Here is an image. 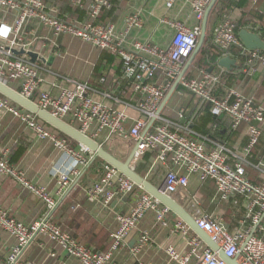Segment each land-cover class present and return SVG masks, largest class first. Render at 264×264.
Listing matches in <instances>:
<instances>
[{
    "label": "built area",
    "instance_id": "obj_1",
    "mask_svg": "<svg viewBox=\"0 0 264 264\" xmlns=\"http://www.w3.org/2000/svg\"><path fill=\"white\" fill-rule=\"evenodd\" d=\"M71 4L85 14L82 21H67L60 15V9L49 5L46 0H0V81L9 85L18 83V92L36 103L40 109L54 117L66 121L82 134L98 142L102 137L107 143L118 139L130 141L137 146L136 162L148 152L156 154L155 161L170 164L183 171L167 173L161 192L169 197L184 193L189 186V177L197 176L201 181L215 183L221 200L228 201L234 196H241L248 201L250 210L258 209L253 222L258 225L261 237L250 231L231 234L228 229L213 217L198 210L195 220L198 226L224 250L229 258L239 264H264V164L260 166L262 181L253 183L247 176L242 160L229 164V151L223 144L210 141L199 142L185 133L186 128L172 119L158 115L161 103L180 77L192 56L201 35V22L208 6L213 0H164V8L173 10L185 3H190L191 11L198 23L187 25L181 20L166 16L158 19V24L172 30V37L167 45L146 40H131L135 31L144 27L140 10L127 14L122 25L102 23L101 16L113 7L111 0H70ZM148 5L151 0H140ZM257 4L259 0H251ZM264 23V17H263ZM39 24L54 37L71 35L77 37L101 51L122 60V74L119 79L107 81L101 78L94 86L89 81H79L55 72L48 66L47 56L32 48L42 37H37L29 28ZM213 44L224 55L232 52L243 58V72L255 75L264 72V51L248 50L237 35V26L228 13H224L214 26ZM46 41L48 42L49 39ZM51 55L59 53V45L49 42ZM45 50L48 44H44ZM29 53L37 55L33 62ZM203 72L199 78H187L180 81L179 96L193 95L202 105L209 107L215 117H227L231 128L237 129L243 124L249 126V143L244 152L250 155L257 147L264 131V107L256 105L236 89H230L222 96L216 89L222 84L227 73ZM46 76L52 78V91L42 92ZM121 83L134 93L133 102L125 103L118 96ZM110 102L111 104H108ZM118 105H124L119 109ZM135 113V116L131 114ZM0 113L11 114L20 120L37 139H49L74 165L59 172L60 197L69 189L72 178L78 176L79 167L89 164L95 155L85 146L79 150L70 147L68 140L48 127L36 115L21 108L10 99L0 95ZM179 120L185 118L184 109L176 112ZM155 119L151 131L143 136L150 121ZM99 143V142H98ZM103 145L102 143H100ZM10 150L0 151V174L13 178L27 191L42 201L48 213L57 207V200L45 188H40L28 181L25 175L9 162ZM89 155V159L84 157ZM135 162V163H136ZM133 181L122 175L109 164L104 166V174L86 189L90 200L109 209L118 195L134 190ZM130 214L117 215V229L111 235V245L104 252L94 251L79 242L67 231L47 216L27 224L11 217L9 211L0 207V227L12 233L16 242L6 259L0 264H30L22 260L25 251L41 235L48 236L58 243L65 253L74 256L81 264H110L114 253L127 243L130 232L149 211L157 214V221L166 225L172 212L143 188ZM176 233L183 235L189 246L186 254H180L174 248L166 249L172 264H189L196 258L197 264H226L219 254L210 249L189 226L178 218L175 223ZM154 240L148 233L141 235V243L151 244Z\"/></svg>",
    "mask_w": 264,
    "mask_h": 264
},
{
    "label": "crops",
    "instance_id": "obj_2",
    "mask_svg": "<svg viewBox=\"0 0 264 264\" xmlns=\"http://www.w3.org/2000/svg\"><path fill=\"white\" fill-rule=\"evenodd\" d=\"M46 2L51 6L58 7L61 17L67 21H82L85 18V14L76 9L70 0H46ZM189 4L188 2L175 8V12L165 11L159 14L157 8L154 9L153 6L143 5L140 0H134V7L131 9L132 11L140 10L145 24L143 29L131 34V40L150 39L159 45H167L172 37V30L166 26L159 25L158 19L166 16L170 19L181 20L190 26L195 25L198 21L194 15L186 17L183 12ZM161 8H164V0H162ZM110 11H106L103 15ZM116 12L105 21H102V15L100 22L116 23L118 26L122 25V21L126 15L120 17ZM225 13H228L233 20L244 23L245 28L243 29L258 35L264 40V0H259L257 4H253L251 0H248L246 8H231V10H227ZM220 18L221 16L216 19L210 31L208 28V32L211 34L212 49L219 53L216 65H211L212 52H209L204 57L203 62L205 65L199 71V74L207 71L209 67V72L217 73L220 70H226L233 73L237 77L233 81V87H236L245 97L253 98L260 106L264 107V73H257L252 77L241 74V58L234 52L224 55L213 44L212 32ZM29 30L33 31L37 37H42V40L35 42L32 49L43 56H47L48 66L55 72L79 81H89L94 86L99 84L101 78L98 81H92L91 78L101 54L107 52L101 51L93 45L71 35L54 37L39 24H35ZM239 33L237 31L238 37ZM46 39H49V41L47 42ZM50 41L59 45L58 49L60 51L56 56L51 55L52 48L49 44ZM44 44H48L46 50ZM226 57H230L231 60L236 61L235 67L231 71L218 66V62ZM115 60V64L110 66L106 75L102 77L107 81H114L121 77L122 60L118 57H115ZM187 74H193L191 67L187 71ZM51 81L52 78L46 76V82L41 87L42 92L52 91L55 94L58 93L57 90H52ZM10 85L12 84L10 83ZM15 87L19 88L18 83H15ZM117 88H119L118 96L125 103H134V93L127 87L126 83H121ZM174 96L178 97L181 103L178 104L177 108L172 109L174 101L171 99ZM182 96H179L178 87L160 115L170 118L186 128L187 131L185 133L190 138L207 143L208 145L211 144L210 141L223 144L229 151V164L242 160L248 178L253 183L261 182L262 176L259 168L264 164V133L257 147L250 155H246L244 152L245 147L249 143V126L246 124L237 129H232L229 118L221 117L216 124L213 125L211 123L209 125V130L214 134L217 132L221 133L223 137L220 140L201 135L194 130V123L202 115L203 109L206 106L202 105L191 94H184ZM108 104L111 103L108 102ZM118 108L124 109L125 106L118 105ZM180 109H184L185 111V118L183 120H179L176 114ZM131 114L135 116V113L131 112ZM66 121L70 122V119H66ZM154 124L149 128V132ZM48 127L54 130L51 126L48 125ZM226 128H230L228 132H226ZM99 140L98 142L102 143L103 146L106 144L103 138L101 141ZM17 146L24 147L27 150L21 160L15 164L11 162L10 158L13 148ZM4 148L10 150L9 162L11 165L18 168L33 185L45 188L57 200V207L53 212L48 213L45 204L36 196L27 191L13 178L0 174L1 208L9 211L11 217L27 224L33 223L49 214L56 224L86 247L98 252H104L109 249L112 242L111 235L117 229L116 217L117 215L130 214L132 212L135 202L141 194L139 189H136L132 195H129V193L118 195L111 207L105 209L98 202L90 200L86 195L88 186L97 182L103 176L105 165L97 167L94 170L93 176H88V167L84 170H81V167H79L78 176L72 178L69 189L60 197L57 195L59 172L72 167L74 165L73 159L68 158L60 149L55 147L51 140L37 139L26 125L13 115H3L0 113V151ZM76 149L79 150V144ZM154 156L150 159L148 170L143 171V174H145L144 177L147 179L156 170L155 175H153L154 177L150 181L155 186L162 187L167 173L171 170L185 174L170 164L157 163L155 161L156 154ZM90 163L88 166L91 165ZM173 199L184 206L194 218L198 214V210L195 213L192 211L191 205L194 203L193 201L204 199V201L208 202V206L203 209V213L221 222L231 234L250 231L254 236L261 237L258 225H255L253 222V217L258 213V209L254 208L251 211L248 201L241 196H234L228 201L221 200L215 183L211 180L201 181L197 176L192 175L189 177V186L186 192L175 195ZM177 221L178 218L172 214L167 219V224L164 225L157 221V214L154 211L147 212L138 223V226L130 232L126 245L114 253L110 264H172L166 254L167 248L172 247L180 254H186L189 251L186 239L183 235L176 233L175 223ZM261 223L264 224V218ZM143 233L150 234L154 242L151 244L141 243V235ZM15 242L16 240L12 233L0 227V259H6ZM22 260L30 264H81L74 256L65 253L58 243L46 235L36 238L34 243L23 254ZM197 260L196 258H192L189 264H197Z\"/></svg>",
    "mask_w": 264,
    "mask_h": 264
},
{
    "label": "water",
    "instance_id": "obj_3",
    "mask_svg": "<svg viewBox=\"0 0 264 264\" xmlns=\"http://www.w3.org/2000/svg\"><path fill=\"white\" fill-rule=\"evenodd\" d=\"M218 0H213L211 4L208 6L204 18L202 20V26H201V35L198 40L197 46L188 60L184 71L180 75V77L176 80L174 86L170 90V92L165 97L162 106L160 110L158 111V115L163 111L164 107L167 105V103L170 101L174 93L177 91L180 81L186 76L187 71L192 66L195 58L197 55L201 52L206 39L208 37V27H209V19L210 15L217 4ZM240 40L244 44V46L248 50H264V40H262L258 35L247 31L246 29H243L239 33ZM29 55L32 58V61L34 62L36 60L37 55L34 53H29ZM236 61L231 60L230 57L223 58L218 62V66L225 68L229 71L233 70L235 67ZM0 95L10 99L15 104L20 106L21 108L29 111L30 113H33L36 115L40 120H42L47 125L51 126L55 130H58L60 133L68 136L72 140L76 141L79 145L85 146L88 148L94 155L95 158L102 159L105 163L111 165L116 170H118L122 175L126 176L128 179L134 182L135 188L132 192L129 193V195L134 194L136 189L138 187L143 188V190L150 195H152L154 198L159 200L162 205L167 207L174 217L181 219L183 222H185L189 228L195 232L196 235H198L205 244L212 249L213 251L217 252L220 256V258L226 263V264H239V262L236 259L229 258L225 255V252L223 249H221L217 243H215L208 235L205 233L197 224L195 218L188 212V210L182 206L179 202L174 200L172 197H169L167 195H164L161 192V186H155L150 181H148L144 176L140 175L136 171V153H137V146H134L132 152L125 160H121L117 158L115 155L107 151L103 145L96 142L95 140L91 139L90 137L82 134L77 128L70 125L66 121H63L61 119H58L51 115L49 112L42 110L39 108V106L34 103L33 101L25 98L22 96L17 90L13 89L9 85L3 83L0 81ZM155 119H152L150 122V125L148 129L143 133V136L146 135L149 128L154 124ZM253 235V234H252Z\"/></svg>",
    "mask_w": 264,
    "mask_h": 264
},
{
    "label": "trees",
    "instance_id": "obj_4",
    "mask_svg": "<svg viewBox=\"0 0 264 264\" xmlns=\"http://www.w3.org/2000/svg\"><path fill=\"white\" fill-rule=\"evenodd\" d=\"M111 1L113 4V8L110 12L103 15L102 21H105L108 18L112 17L116 11L115 3L117 2V0H111ZM247 4H248V0H218V2L215 5L211 14L213 15L215 13L217 16V19H218L220 16L224 15V13L227 10H231V8L244 9V8H246ZM233 21L235 22V24L237 26L238 32H240L243 28H245V24L242 23L241 21H237V20L236 21L233 20ZM209 52H212V61H211L212 64L211 65L215 66L219 53L217 51L216 52L213 51V49H212L210 32H208V37L206 39V42H205L201 52L199 53L198 57L194 60L192 66H191V70L193 71V74L192 75L187 74L186 75L187 78H199V76L202 75V73H200L201 75L199 74V71H201L202 67L205 65V63L203 62L204 57ZM243 60H244L243 58L240 60L241 61L240 62V71H241L240 73L245 74L249 77L254 76V75H248V74L243 72V65H242ZM115 62H116V60H115L114 56H112L108 53H102L97 65L94 69L91 80L92 81H98L100 78L105 76L106 72L109 70L110 66L114 65ZM261 72H263V71H260L259 73H261ZM196 74H198L199 76L196 77L195 76ZM236 79H237V77L233 73L227 72L222 78V84L219 87H217L216 94L218 96H222L223 94H225L226 91H228L230 89H236L237 91H239L236 87H233V83H234L233 81ZM11 84L13 86L10 85V87L19 91L18 88L15 87L14 82H11ZM246 98L252 100L256 105H259L253 98H248V97H246ZM203 110L204 111H203L202 115H200L197 122L195 121V123H194V130L201 135L211 137L212 139L220 140L223 137V136H221V133L217 132L216 134H214L212 131L209 130V125L211 123L214 125L218 122L219 118H221V117L225 118V117L224 116L215 117L214 115H212L209 107H205V109H203ZM229 129L230 128H226V132H228ZM54 131H56L60 136L65 137L68 140L71 148L76 149L78 147V143L76 141H74L71 138H69L68 136L60 133L58 130L54 129ZM263 133H264V131H263ZM26 150H27L26 148L21 147V146L14 147L13 152L11 154V158H10L11 162L17 164L21 160V158L24 156V154L26 153ZM154 154L151 152H148L138 160L139 162L136 165V171L140 175L145 176V174H143V171L148 170L149 165H150V159L152 156L155 157ZM116 157L119 158L118 156H116ZM119 159H121V158H119ZM141 161L144 163H142ZM106 164L107 163H105L102 159L95 158L94 161L91 163L90 168L87 171L88 176H93L94 170L97 167H99L101 165H106ZM147 179H148V181H151V179H149V177H147ZM90 186H88V187H90Z\"/></svg>",
    "mask_w": 264,
    "mask_h": 264
},
{
    "label": "rangeland",
    "instance_id": "obj_5",
    "mask_svg": "<svg viewBox=\"0 0 264 264\" xmlns=\"http://www.w3.org/2000/svg\"><path fill=\"white\" fill-rule=\"evenodd\" d=\"M161 4H162V0H151V1H149L148 5H150L151 7L153 6L154 9L157 8L158 9L157 12L159 14L163 13L165 11L166 12L167 11H169V12H173V11L175 12L176 11L175 9L166 10L165 8H161ZM132 7H134V0H117V2L115 3V9L117 11L116 14L118 16H120V17H123L124 15H127L129 12H131L132 11V9H131ZM183 12H184V15L186 17H191L192 13H191L190 5H187V9H184ZM216 19H217L216 14L215 13L213 15L211 14L210 19H209V27H208L209 31H210L211 27L214 25ZM195 76L198 77L199 75L196 74ZM171 100L174 101V105H173L172 109L177 108L178 104L181 103V100L178 97H175V96ZM172 114H174V113L172 112ZM99 139H100L99 141H101L102 137H100ZM104 148L107 151H109L110 153H112L113 155L118 156L119 158H121V160H125V159H127V157L132 152L134 146H133L132 142L120 141V140H111L110 142H108V143H106L104 145ZM84 157L89 159L90 156L89 155H85ZM137 163H138V161L135 163V166H136ZM87 167L90 168V165L88 166V164H85V165L81 166V170H84ZM155 173H156V170L154 172H152V174L149 177V179H152V177H154L153 175H155ZM193 202L194 203L191 205V208H192V211H194V213L196 212V210H200L201 212H204L203 209H205L208 206V202L204 201V199L194 200Z\"/></svg>",
    "mask_w": 264,
    "mask_h": 264
}]
</instances>
